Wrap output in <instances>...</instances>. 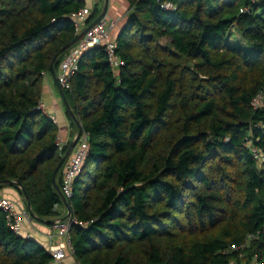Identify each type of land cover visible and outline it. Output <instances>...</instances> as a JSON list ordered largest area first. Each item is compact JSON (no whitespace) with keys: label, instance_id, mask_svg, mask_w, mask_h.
I'll use <instances>...</instances> for the list:
<instances>
[{"label":"trees","instance_id":"obj_1","mask_svg":"<svg viewBox=\"0 0 264 264\" xmlns=\"http://www.w3.org/2000/svg\"><path fill=\"white\" fill-rule=\"evenodd\" d=\"M126 1L114 35L123 64L113 69L103 46L90 48L63 90L89 133L68 199L79 222L71 260L264 264V159L250 149L264 152V101L251 105L264 88V0ZM84 6L0 0V189L23 188L36 220L64 207L51 179L58 126L39 103ZM50 259L0 211V264Z\"/></svg>","mask_w":264,"mask_h":264},{"label":"built area","instance_id":"obj_2","mask_svg":"<svg viewBox=\"0 0 264 264\" xmlns=\"http://www.w3.org/2000/svg\"><path fill=\"white\" fill-rule=\"evenodd\" d=\"M160 6L165 9H173V3L164 1ZM90 6H84L78 11L72 13V18L76 21V33L80 32L86 25V20L91 13ZM244 11L243 9L240 10ZM118 19L105 14L98 22L90 27L80 39L70 45L64 53L62 60L56 71L57 82L62 90L71 88V78L78 69V62L82 54L90 48L103 46L107 56V61L113 69H117L123 64V61L117 52V42L115 40V31L118 27ZM264 101V88L255 95L251 105L254 108L261 107ZM39 108L47 113L44 109L42 101L39 103ZM48 114V113H47ZM56 123L55 116L49 114ZM89 133L81 131L75 145L70 154L65 159L60 173V191L68 200L73 196V184L81 171L85 158L88 155ZM56 145L63 154V148L66 146L59 137L56 138ZM256 160L264 159V152L259 151L256 147L250 146ZM57 205L53 207L54 210ZM0 211L5 213L6 221L9 227L19 235L29 238L32 236L31 229L25 227V221L29 220L30 212L26 207L19 206L15 201L0 194ZM79 223L71 214L64 219L55 218L51 223V232L47 235V250L51 255V259L46 264H70L73 254V247L69 235V229L73 224ZM69 260V261H68ZM73 261V260H72ZM74 263V261H73ZM236 264V263H232Z\"/></svg>","mask_w":264,"mask_h":264},{"label":"crops","instance_id":"obj_3","mask_svg":"<svg viewBox=\"0 0 264 264\" xmlns=\"http://www.w3.org/2000/svg\"><path fill=\"white\" fill-rule=\"evenodd\" d=\"M84 1H85V5L90 6L91 10H93V7L96 6L97 8H99L100 11L104 3V0H84ZM128 10H129V4L126 0H108V7L106 11V14L108 16L110 17L117 16L120 18V22H121L125 14L128 12ZM58 95H59L58 89L56 87L55 82L53 81L52 76L50 75L47 78H45L41 101L44 103L45 111L48 114L55 116L56 118V124L58 126L57 137H59L64 144H67L68 141H70L75 136L77 132V126H76V130L71 129L70 121L66 114V109ZM0 194H2L7 198L8 197L13 198L14 200H22V194H20L17 191V189L12 185H6L2 187L0 189ZM19 206L26 207V201L25 204L24 203L19 204ZM63 209L65 210V212H67L65 207L58 206L57 208L58 215H55L50 218H45L44 220L47 219L54 220L55 218H61L63 216ZM24 225L26 228L31 229L33 237L38 239L44 246L47 245L46 237L52 230L51 223H46L40 220H36L35 218H33L32 215H30L29 220H26Z\"/></svg>","mask_w":264,"mask_h":264},{"label":"water","instance_id":"obj_4","mask_svg":"<svg viewBox=\"0 0 264 264\" xmlns=\"http://www.w3.org/2000/svg\"><path fill=\"white\" fill-rule=\"evenodd\" d=\"M107 7H108V0H104L103 7H102L101 11L99 12V14H98V15H97V16H96V17H95V18H94L89 24H87V25H86V26H85L80 32L76 33V34L74 35V37H73L69 42H67L64 46H62V47L60 48L59 52H58L57 54L54 55V57H53V61L56 59V57H57V55H58L59 53L64 52V51H65L70 45H72V44L75 43L78 39H80V38L82 37V35H83V34H84V33H85L90 27H92L96 22H98L99 19H101V18L106 14ZM53 61H52V63L50 64V74H51V76H52V78H53V81H54L55 84H56V87H57V89H58V94H59V96H60V98H61V100H62V102H63V104H64V106H65V109L68 111L69 115L71 116V118L73 119L75 125L77 126V132H76L75 136L69 141V143H68V145H67V148H66L65 152L63 153V155L61 156V158H60L58 164L56 165V167H55V169H54V171H53V173H52V177H51V179H52V183H53V186H54L55 190L57 191V193L59 194V196H60V198H61V201H62L64 207H65L66 210H67V214H66L65 216H63V217L60 218V219H64L66 216H68L69 214H71V208H70V204H69L68 200L63 196V194H62L61 191H60V187H59V185H58V183H57L56 176H57V173H58L59 169H60L61 166L63 165L65 159L68 157V155L70 154V152H71L73 146L75 145V143H76V141H77V139H78V137H79V135H80V133H81V131H82V128H81V124H80V122L78 121V119L75 117V115L73 114V112H72L71 109L69 108V105H68V103H67V101H66V99H65L64 92H63L62 88L60 87V85H59L58 82H57L56 71H55L54 66H53ZM10 182H12V181H9V180H3L1 183H2V184H3V183L5 184V183H10ZM13 183H14V182H13ZM15 183H17V185L21 188L19 182H15ZM21 190H22L23 196H24V198H25V200H26V207H27L28 211L30 212V214H31L32 216L35 217V215H34L32 209H31V203H30V201H29V199H28V196H27L26 192L24 191L23 188H21ZM39 220L42 221V222H46V223H52V222L54 221L53 219H52V220L39 219Z\"/></svg>","mask_w":264,"mask_h":264},{"label":"rangeland","instance_id":"obj_5","mask_svg":"<svg viewBox=\"0 0 264 264\" xmlns=\"http://www.w3.org/2000/svg\"><path fill=\"white\" fill-rule=\"evenodd\" d=\"M111 17H114V16H111ZM114 18H117L118 19V25H119V23H120V18L119 17H117V16H115ZM233 40L235 39V38H237L236 37V35L234 34L232 37H231ZM163 41V40H162ZM59 96V95H58ZM59 98H60V96H59ZM60 100H61V98H60ZM62 101V100H61ZM43 103V102H42ZM63 103V102H62ZM43 105H44V103H43ZM65 107V106H64ZM68 119H69V121H70V125H71V129H75L76 130V125H75V123L73 122V120L70 118V117H68ZM21 197V196H20ZM8 198H10V197H8ZM10 199H12L13 201H15L16 203H17V205H19V204H25V199H24V197H23V195H22V200H14L13 198H10ZM63 214H65L66 215V212H65V210L63 209ZM71 262H70V264H74L73 263V261L71 260V259H69ZM68 260V261H69Z\"/></svg>","mask_w":264,"mask_h":264},{"label":"clouds","instance_id":"obj_6","mask_svg":"<svg viewBox=\"0 0 264 264\" xmlns=\"http://www.w3.org/2000/svg\"><path fill=\"white\" fill-rule=\"evenodd\" d=\"M62 155H63V154H62ZM62 155H61V156H62ZM65 209H66V208H65ZM66 214H67V212H66ZM30 215H31V214H30ZM64 216H65V215H64ZM62 217H63V216H62Z\"/></svg>","mask_w":264,"mask_h":264}]
</instances>
